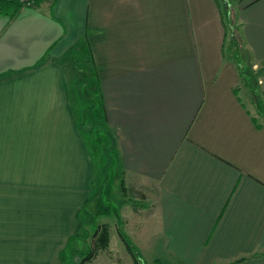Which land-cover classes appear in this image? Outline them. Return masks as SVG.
<instances>
[{
    "label": "crops",
    "instance_id": "obj_1",
    "mask_svg": "<svg viewBox=\"0 0 264 264\" xmlns=\"http://www.w3.org/2000/svg\"><path fill=\"white\" fill-rule=\"evenodd\" d=\"M221 4L41 0L0 15V264H61L90 199L93 157L63 63L78 43L121 165L155 188L157 215L134 230L142 256L264 264V117L240 95L255 106L226 54ZM236 13L257 69L264 0ZM257 87L264 101V76Z\"/></svg>",
    "mask_w": 264,
    "mask_h": 264
},
{
    "label": "rangeland",
    "instance_id": "obj_2",
    "mask_svg": "<svg viewBox=\"0 0 264 264\" xmlns=\"http://www.w3.org/2000/svg\"><path fill=\"white\" fill-rule=\"evenodd\" d=\"M21 1L25 3L24 8L35 3V0ZM239 3L240 0H226L227 5L224 8L236 21ZM226 18L229 19V16ZM237 27L240 32L239 22ZM231 35L232 29L228 24V42ZM244 48L248 50L245 46ZM88 54L85 46L78 43L63 60L68 76L75 81L76 114L78 124L79 121L84 122L83 125L82 122L80 123L82 125L80 130L92 153L94 179L90 199L76 214L73 234L69 242L62 247L61 264H135L123 241L122 232L136 248L140 256V264H168L160 259H158L159 263L153 262L150 258L146 260L134 239L136 237L134 230L140 225L153 222L157 215L156 192L153 184L128 175L121 165L118 135L108 127L102 116V106L96 86L90 78L92 69ZM253 63V60L249 61L250 65ZM263 68L264 63H261L257 69L253 68L257 80L264 76ZM242 86L245 87L243 84ZM243 93L244 90H241L240 95L249 104L252 113L257 115L255 106L247 102ZM104 224L109 226L108 246L96 248L92 258L83 261L89 251L95 248L93 235Z\"/></svg>",
    "mask_w": 264,
    "mask_h": 264
},
{
    "label": "trees",
    "instance_id": "obj_3",
    "mask_svg": "<svg viewBox=\"0 0 264 264\" xmlns=\"http://www.w3.org/2000/svg\"><path fill=\"white\" fill-rule=\"evenodd\" d=\"M218 1L222 3L221 4L222 8L223 6L226 7L227 5L226 0H218ZM40 2L41 0H35V3H33L32 6H37L39 5ZM24 4L25 3L22 2L21 0H0V15H6L11 18H14L18 16L21 10L24 8L25 6ZM228 16L229 19L226 18ZM224 17L228 21L227 25L229 24L232 29L230 42L227 44L225 48L226 54L228 53L230 58L236 63L238 71L242 78V83L250 88L258 115L264 117V101L258 93V87H257L258 80L256 78V73H254L253 65L249 64V61H252L250 52L244 48L245 46L244 43L243 42L241 43L242 38L240 36V32L237 27L236 19L227 14H224ZM44 61L45 58H43L39 62V64L43 63ZM90 65H91V61H90ZM95 76H96L95 69H92V72L90 73V78L92 79ZM81 122L79 121L80 128L84 124L83 121ZM98 229L99 230L96 232V234L93 235L95 240V244H94L95 248L93 247L94 249H91L87 254V256L83 259V261L85 262L92 258L93 253L96 252L95 250L96 248L98 247L105 248L109 244V232H108L109 226L104 224L101 225ZM121 234L128 251L133 256V260L135 264H140V256L136 248L134 247L133 243L130 242L129 238L123 232Z\"/></svg>",
    "mask_w": 264,
    "mask_h": 264
}]
</instances>
